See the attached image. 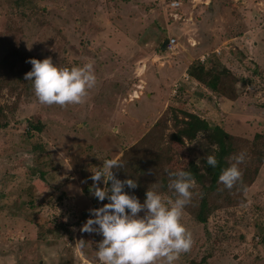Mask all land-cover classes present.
<instances>
[{"label":"rangeland","instance_id":"rangeland-1","mask_svg":"<svg viewBox=\"0 0 264 264\" xmlns=\"http://www.w3.org/2000/svg\"><path fill=\"white\" fill-rule=\"evenodd\" d=\"M173 1L0 0V264H98L102 236L81 231L102 203L90 169L159 138L154 125L169 107L205 115L247 142L264 134V0H207L210 9L177 0L181 20L171 17ZM171 37L175 53L162 52L158 43ZM205 54V66L228 67L239 81V98H211L208 113L200 85L185 81ZM46 57L69 68L92 63L97 83L83 103L41 104L32 81H19L30 58ZM197 148L176 147L171 171L199 159ZM244 195L206 224L189 201L181 221L193 242L174 264H264V164Z\"/></svg>","mask_w":264,"mask_h":264},{"label":"clouds","instance_id":"clouds-1","mask_svg":"<svg viewBox=\"0 0 264 264\" xmlns=\"http://www.w3.org/2000/svg\"><path fill=\"white\" fill-rule=\"evenodd\" d=\"M27 62L31 69L25 73V79L32 81L34 95L44 105L81 104L97 83L90 62L70 68L53 63L51 57L30 58ZM244 159V152L231 157L217 182L231 189L241 178L239 165ZM205 163L215 167L217 160L214 155H207ZM121 167L116 158H108L98 168L90 169L92 195L98 201H108L90 208L89 218L81 227L82 232L102 236L95 252L98 264H174L193 242L191 232L181 221L182 211L192 196L195 183L192 174L182 169L168 172V188L175 198H165L149 187L141 202L135 194L125 191L126 187L135 189L136 181L121 180L114 175L113 169ZM97 182L106 186L99 187Z\"/></svg>","mask_w":264,"mask_h":264},{"label":"trees","instance_id":"trees-1","mask_svg":"<svg viewBox=\"0 0 264 264\" xmlns=\"http://www.w3.org/2000/svg\"><path fill=\"white\" fill-rule=\"evenodd\" d=\"M162 44L163 41L158 43L160 48ZM5 62L10 69L12 64L8 60ZM205 65L206 63L201 62L192 63L188 74L214 95L236 101L239 98L237 91L239 81L236 75L223 65L217 67ZM19 77H21L19 81L26 83L25 72ZM2 116L3 111L0 109V119ZM4 126L6 125H0V127ZM43 129V124L29 122V130L42 132ZM154 129L159 138L152 141H148L147 138L140 140L118 160L122 167L113 169L118 179L132 178L136 181L135 189L129 190L126 187L125 191L135 194L141 202L149 187L161 194L174 196L173 191L168 188L170 179L168 172L171 171L170 166L174 160L173 153L176 147L196 142L200 151L199 159L190 160L182 168L192 174L195 182L191 189L189 209L187 208L194 220L199 224H206L219 207L246 202L244 194L256 181L264 164V134H257L251 142H247L220 125H211L206 119L193 112L170 107L156 122ZM166 131H169L168 134ZM240 152L245 153V159L239 165L241 178L231 189H226L217 182V178L221 170L231 162L230 158ZM207 155L215 156L217 160L215 167L205 163ZM107 202L105 199L101 206ZM205 263L204 258L201 262L192 261L189 264Z\"/></svg>","mask_w":264,"mask_h":264},{"label":"built area","instance_id":"built-area-1","mask_svg":"<svg viewBox=\"0 0 264 264\" xmlns=\"http://www.w3.org/2000/svg\"><path fill=\"white\" fill-rule=\"evenodd\" d=\"M170 9L173 10L174 12L171 13V17L174 20H181V15L178 12V10L181 8V3L177 0L173 1L172 3H170L169 5ZM169 43L167 45V52L174 54L175 50L178 46V41L176 38H169ZM217 54H220V50H216ZM210 57L209 54H205L200 58L201 63H206V61L208 60V58ZM190 79L189 75H185V81H188ZM249 88V87H248Z\"/></svg>","mask_w":264,"mask_h":264},{"label":"crops","instance_id":"crops-1","mask_svg":"<svg viewBox=\"0 0 264 264\" xmlns=\"http://www.w3.org/2000/svg\"><path fill=\"white\" fill-rule=\"evenodd\" d=\"M196 1H198V0H194V2H196ZM208 1H210V0H208ZM208 1H207V0H199V2H201L202 4L208 5L207 7H209V9H210L212 6L210 5V3H209ZM208 3H209V4H208ZM196 7H198L197 4H195V6H194L193 8L195 9ZM219 55H221V52H220ZM227 68H228V67H227ZM197 83H198V82H197ZM198 84H199V83H198ZM199 85H200V87H201L200 92L203 93V95H201V102H203V105H205V110H203V111H206V113H208V109L211 110L210 107L208 108V103H207V101L210 102L209 99L212 98V99L220 100V99H224V98H220V97L214 95V94L211 93L208 89H206L204 86H202L201 84H199ZM225 100H226V99H225ZM227 101H229V100H227ZM205 102H206V103H205ZM231 102H233V101H231ZM206 106H207V107H206ZM203 109H204V108H203ZM197 115H199V114H197ZM199 116H201L202 118H204V119L207 120V116H205V115H199ZM224 129H225V127H224ZM225 130H226V129H225Z\"/></svg>","mask_w":264,"mask_h":264},{"label":"water","instance_id":"water-1","mask_svg":"<svg viewBox=\"0 0 264 264\" xmlns=\"http://www.w3.org/2000/svg\"><path fill=\"white\" fill-rule=\"evenodd\" d=\"M168 43H169L168 40H166V41L163 42L162 47H161V50L162 51L166 52Z\"/></svg>","mask_w":264,"mask_h":264}]
</instances>
